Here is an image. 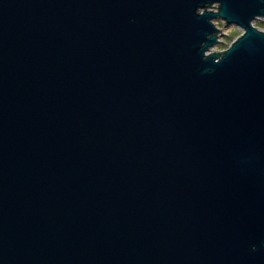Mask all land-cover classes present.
Returning <instances> with one entry per match:
<instances>
[{"label": "water", "instance_id": "obj_1", "mask_svg": "<svg viewBox=\"0 0 264 264\" xmlns=\"http://www.w3.org/2000/svg\"><path fill=\"white\" fill-rule=\"evenodd\" d=\"M260 17L0 0V264H264Z\"/></svg>", "mask_w": 264, "mask_h": 264}, {"label": "rangeland", "instance_id": "obj_2", "mask_svg": "<svg viewBox=\"0 0 264 264\" xmlns=\"http://www.w3.org/2000/svg\"><path fill=\"white\" fill-rule=\"evenodd\" d=\"M212 7H209L208 10L217 11V4L214 3L211 5ZM202 11V10H200ZM214 22L216 25L220 28L221 35L218 36V40L220 41L215 46H212L208 48L206 51V54H211L214 52H221L225 50L233 41L237 39V37L240 35L241 30L235 26H225L224 22L215 19ZM254 25L260 28L261 30H264V17H260L258 19H255L253 21Z\"/></svg>", "mask_w": 264, "mask_h": 264}, {"label": "bare ground", "instance_id": "obj_3", "mask_svg": "<svg viewBox=\"0 0 264 264\" xmlns=\"http://www.w3.org/2000/svg\"><path fill=\"white\" fill-rule=\"evenodd\" d=\"M255 26V25H254ZM260 29V28H259Z\"/></svg>", "mask_w": 264, "mask_h": 264}]
</instances>
